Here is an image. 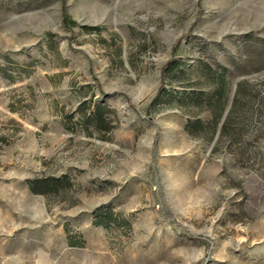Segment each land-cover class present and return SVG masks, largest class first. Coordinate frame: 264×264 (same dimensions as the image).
Returning <instances> with one entry per match:
<instances>
[{"label":"rangeland","instance_id":"1","mask_svg":"<svg viewBox=\"0 0 264 264\" xmlns=\"http://www.w3.org/2000/svg\"><path fill=\"white\" fill-rule=\"evenodd\" d=\"M0 264H264V0H0Z\"/></svg>","mask_w":264,"mask_h":264},{"label":"trees","instance_id":"2","mask_svg":"<svg viewBox=\"0 0 264 264\" xmlns=\"http://www.w3.org/2000/svg\"><path fill=\"white\" fill-rule=\"evenodd\" d=\"M64 22H65V24H70V20L66 16L64 17ZM171 62H172V59L169 60L168 63L165 64V66H169V64H171ZM203 66L208 68V70H210L209 76L216 79V81H215L216 84L213 87L214 106L215 107L213 109V112H212V115L209 119V122L214 123V126L216 127V131L219 127V133L222 134V133H224V131L226 129V126H227V123H228V120L230 117V111L228 110L229 113L228 112L226 113L223 121L221 122V124L219 126L221 117L223 115V112L225 110V107H226L229 99L231 98V95H232L231 104H232V102L234 104L236 102V100L238 99L237 93L240 91V89L242 87V83L237 81L235 83V89H234L233 94H232V91H233V89H232V91L229 95V93L227 94V86H229V82H227L226 77H225V71H226L225 67L224 68L222 67L220 70H219V68H215L214 70H211V68H209V66L207 64L204 63ZM203 94H204V92L202 90L195 92L194 101L202 102V95ZM198 121L199 120H195V121H191L190 123L193 125L196 122L198 123ZM109 217H110V215L107 214V215H105L104 218L109 219Z\"/></svg>","mask_w":264,"mask_h":264},{"label":"water","instance_id":"3","mask_svg":"<svg viewBox=\"0 0 264 264\" xmlns=\"http://www.w3.org/2000/svg\"><path fill=\"white\" fill-rule=\"evenodd\" d=\"M238 78H240V77H238ZM238 78H236L235 83L237 82ZM233 92H234V90L232 91V94H233ZM231 98H232V95H231ZM231 98L229 99V101H228V103H227V105H226V107H225V110H224L223 115H222V117H221V120H220L219 126H220L221 122L223 121V119H224L226 113L228 112V110H229V108H230L231 101H232ZM218 133H219V127H218V129H217V131H216V134H215L214 140H215L216 137L218 136Z\"/></svg>","mask_w":264,"mask_h":264}]
</instances>
